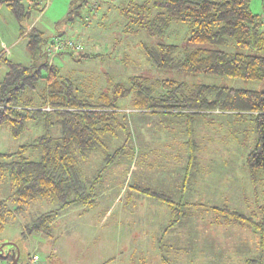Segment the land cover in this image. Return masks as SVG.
I'll list each match as a JSON object with an SVG mask.
<instances>
[{"label": "rangeland", "instance_id": "rangeland-1", "mask_svg": "<svg viewBox=\"0 0 264 264\" xmlns=\"http://www.w3.org/2000/svg\"><path fill=\"white\" fill-rule=\"evenodd\" d=\"M36 1L37 8L33 6ZM130 1L143 0H23V7L28 9V15L23 18H17L5 3H0L2 59L26 67L47 60L59 68L63 76L78 80L92 92L104 91L107 77L113 82L125 83L135 75L148 76L152 80L175 78L189 83L220 84L264 92L262 81L156 71L140 52V43L148 42L147 36L124 31L125 20L118 9ZM249 8L264 18V0H250ZM33 31L42 35L43 54L51 37L72 41L77 48H68L48 58L40 57L27 47ZM183 39L184 29L174 25L168 42L180 44ZM79 54L99 56L86 59ZM7 69L4 60H0V81ZM125 111L131 137L117 161L125 166L134 156L137 160L135 168L126 167L125 172L118 170L115 173L117 163L108 166L101 173L95 204L83 212L80 207H72L61 213L53 222L56 225L50 237L24 232V225L33 216L57 206L48 200L33 201L22 215L7 220L0 242L15 243L22 259L38 255L41 264H213L209 261L213 257L227 264L230 260L238 264L242 257L255 258L250 241L239 237L246 229L226 225V215L209 209L227 207L255 221L263 216L259 206L264 203V171L259 172L254 187L244 165L254 138L250 124L229 115L182 117ZM39 132L38 128L28 124L25 132L15 139L7 129H0V153L15 152ZM125 140L124 133L120 132L104 138L110 153L123 146ZM195 149L208 152L210 157L198 171V187H191L190 182L185 191H179L189 202L182 208L186 215L182 222L169 227L174 218L170 212H163L164 209L169 211L168 207L149 196L143 195L152 201L147 211L136 199H127V193L135 184L165 196L178 197L174 187L177 170L183 166L185 154ZM28 156L36 160L38 154ZM151 158L153 163L150 164ZM101 167V154H89L83 166L84 177L92 178ZM9 194L7 178L0 179V200ZM8 206L11 208V204ZM167 227L168 231L164 233ZM159 237L161 245L164 244L161 253L153 247ZM232 249L236 255L231 253ZM262 250L264 264V248Z\"/></svg>", "mask_w": 264, "mask_h": 264}, {"label": "trees", "instance_id": "trees-1", "mask_svg": "<svg viewBox=\"0 0 264 264\" xmlns=\"http://www.w3.org/2000/svg\"><path fill=\"white\" fill-rule=\"evenodd\" d=\"M22 2L0 1L17 18L28 15ZM249 3L250 0H143L126 3L118 13L125 20L126 34L141 32L147 36L148 42L140 43V52L158 72L264 82V18L254 14ZM37 5L38 1L33 4L35 8ZM174 25L184 29L180 44L168 42ZM42 44L41 33L33 31L28 49L48 58ZM78 56L96 59L99 55ZM0 60L8 67L0 81V129H7L15 139L28 124L40 130L37 137L15 152L0 153V179L7 178L10 185V194L0 200V235L7 220L22 215L35 200H48L57 206L33 216L24 225L27 235L50 237L53 222L61 213L72 207H80L81 212L91 208L96 202L101 173L120 158L131 137L125 111L128 109L182 117L229 115L248 122L254 138L244 165L254 182L258 172L264 171L263 91L135 75L125 83L113 82L106 76L105 90L92 92L78 80L63 76L47 60L28 67L2 59L1 54ZM119 132L126 138L124 145L110 153L104 138ZM93 152L101 154L102 167L87 179L83 166ZM30 153H37V159L31 160ZM139 190L167 205L174 218L169 227L186 216L182 212L186 203L149 189ZM259 209L263 216L255 221L227 207L213 208L226 215L224 222L258 233L264 244V203ZM167 231L168 227L164 233ZM9 263V255L0 254V264Z\"/></svg>", "mask_w": 264, "mask_h": 264}, {"label": "crops", "instance_id": "crops-1", "mask_svg": "<svg viewBox=\"0 0 264 264\" xmlns=\"http://www.w3.org/2000/svg\"><path fill=\"white\" fill-rule=\"evenodd\" d=\"M142 140H146V139H142ZM141 140V141H142ZM196 150V149H195ZM194 150V152H193V150L192 151H188L186 154H185V162H184V164H183V166L181 167V168H179L178 170H177V173H178V176L177 177H175V179H174V182H175V190L176 191H178V197H176L175 195L173 196L174 198H172V197H170V196H167V197H169L170 199H172L173 201H175V202H183V203H186L187 205L189 204V202H187L186 200H184V194L182 195V193H180V192H182V190H186V187L188 186V184H190V182H191V187L192 186H194V185H197V187H198V184H199V169H200V167L201 166H203V165H205L206 163H208V161H206V160H208V158L210 157L209 155H208V152L207 153H204V152H200V151H198V150H196L195 151ZM184 159V158H183ZM184 161V160H183ZM128 162H130V163H128ZM115 163V162H114ZM114 163H112L111 164V166L114 164ZM116 163L117 164H115L116 166H114V169H116V171H115V173H117L118 172V170H121V171H126V169L127 168H132V167H134L135 168V165L137 164V160H136V158L134 157V156H132V158L130 159V161L128 160L127 161V165H122L121 163H119V161H116ZM151 163H153V158H151V162H150V164ZM127 167V168H126ZM112 168V167H111ZM126 168V169H125ZM247 171V170H246ZM260 172V171H259ZM259 172H258V174H257V176L259 175ZM247 173H248V171H247ZM248 176H249V174H248ZM249 180H250V182L253 184V186L255 187V183L257 182V179H256V181L254 182V181H252L251 180V178H250V176H249ZM131 189L132 190H130L128 193H127V199L129 200H132V199H136L137 200V202H139V204L140 205H142V206H144V210L145 211H147V210H149V204H150V202H152V201H149L150 199H146V197L144 198L143 197V195H145V194H142L141 192H140V190L139 189H145V188H141V187H139V186H137L136 184L135 185H133L132 187H131ZM180 191V192H179ZM134 192V193H133ZM126 193V192H125ZM133 193V194H132ZM147 196V195H146ZM180 196V197H179ZM146 200H148V201H146ZM153 200V199H152ZM264 202V201H263ZM154 203V202H153ZM159 203H162V202H159ZM162 204H164V203H162ZM190 204H193V203H190ZM166 205V204H165ZM201 205V204H200ZM262 205V204H261ZM167 206V205H166ZM203 206V205H202ZM260 207V206H259ZM157 211L159 210V211H161L160 209H158L157 207L155 208ZM209 209L210 210H212V211H214L213 210V207H209ZM168 210H169V208H168ZM144 211V212H145ZM163 212H168V214H169V212H170V210L169 211H167V210H165L164 209V211ZM141 213H142V209H141ZM145 216V215H144ZM136 217V216H135ZM145 218H146V216H145ZM185 218H183V220H184ZM59 221V220H58ZM182 222V221H181ZM226 225H228V224H231V225H234V226H237V225H235V224H233V223H227V222H224ZM56 225V222L55 223H53V230H54V226ZM237 227H240V228H245L246 230H245V232H242V233H239V237L240 238H243V237H245V238H247L249 241H250V244L252 245V247H253V253H254V255H255V258H244L243 259V257L241 258V260H239V262H238V264H262V259H263V256H262V248H264V244H261V242H260V235L258 234V233H256V232H254L252 229H250V228H248V227H246V226H237ZM53 232V231H52ZM163 238H164V235H163V237H161V240H163ZM151 246H152V244H151ZM161 246L163 247L164 246V244L163 245H161V243H160V237L157 239V242H155L154 243V246L153 247H155L156 248V251L158 252V253H161L160 251H161ZM170 246V245H169ZM238 249H239V247H238ZM258 249L260 250V252H258ZM257 252H258V254H257ZM207 253H211V254H216L214 251H207ZM231 253L232 254H235L236 255V253H235V250L234 249H232V251H231ZM217 257H213L211 260L209 259V261L211 262V263H217V264H227L226 262H224V260H220V259H216ZM220 258V257H219ZM256 259H258L259 261L257 262V263H255V262H253L254 260H256ZM218 261H219V263H218ZM209 262V263H210ZM228 262H230V263H235V262H233V260H230V261H228ZM163 263V262H162ZM229 263V264H230ZM236 264V263H235Z\"/></svg>", "mask_w": 264, "mask_h": 264}, {"label": "built area", "instance_id": "built-area-1", "mask_svg": "<svg viewBox=\"0 0 264 264\" xmlns=\"http://www.w3.org/2000/svg\"><path fill=\"white\" fill-rule=\"evenodd\" d=\"M68 48H77L76 45L72 41L61 40L59 37H51L49 41H47L44 54L47 57H52V55L65 52ZM29 264H41L40 257L38 255H33L29 257Z\"/></svg>", "mask_w": 264, "mask_h": 264}, {"label": "water", "instance_id": "water-1", "mask_svg": "<svg viewBox=\"0 0 264 264\" xmlns=\"http://www.w3.org/2000/svg\"><path fill=\"white\" fill-rule=\"evenodd\" d=\"M8 245H12V246L15 247V249H16V255H17V258L16 259H14L13 255L11 256V262L9 264H28V263H23L21 260L19 261V263H17V260L20 258L19 257V248L13 242H0V254H2L3 248L4 247H7Z\"/></svg>", "mask_w": 264, "mask_h": 264}, {"label": "flooded vegetation", "instance_id": "flooded-vegetation-1", "mask_svg": "<svg viewBox=\"0 0 264 264\" xmlns=\"http://www.w3.org/2000/svg\"><path fill=\"white\" fill-rule=\"evenodd\" d=\"M2 254H3V255H5V254L9 255V257H10V262H11V256H12V255H13L14 259L17 258V255H16V249H15V247L12 246V245H8L7 247H4L3 250H2ZM20 257H21V256H20ZM20 260H21L23 263H28V259H27V258H24V259L19 258V259L17 260V263H19Z\"/></svg>", "mask_w": 264, "mask_h": 264}]
</instances>
